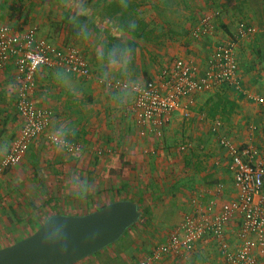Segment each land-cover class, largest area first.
I'll use <instances>...</instances> for the list:
<instances>
[{"label":"crops","instance_id":"crops-1","mask_svg":"<svg viewBox=\"0 0 264 264\" xmlns=\"http://www.w3.org/2000/svg\"><path fill=\"white\" fill-rule=\"evenodd\" d=\"M140 11L143 10H137L138 15ZM159 11L154 14L152 10H148L146 14L148 20L153 22L150 25V33L156 32L158 36L157 42L148 46L153 49V58L134 59L133 52L128 50L121 60H108L106 64L108 80H115L118 77L130 82H143L146 78L155 79L158 76L159 65L170 64L174 58L180 57L203 66L212 54L211 50L205 51L209 49L206 40L213 38V41H217L215 46L220 43L219 39L227 38L228 34L233 36L237 31L236 22L234 23L229 16L223 18L221 16L220 24L219 21L217 23L215 20L212 21L211 34L214 36L206 34L202 41H199L200 48L192 47L195 41L190 44L193 39L190 36L191 29L199 24L202 16L209 13L208 10ZM8 13L9 10L0 8V22L10 24L15 29H19L21 23L24 29L31 26L23 24V16L11 17ZM160 15H165L175 24L162 23L158 19ZM247 21L254 26L264 25V17L262 22H259L254 16H248ZM40 29L38 27L40 35L55 45L64 44L55 41L56 33L46 21L42 22V32ZM257 35L256 42L253 43V53H257L255 58L253 57L254 63L250 58L242 61V58L247 57L252 51L247 46L250 40L242 42L246 54L241 53L242 45H238V57L241 69L242 67L244 69L241 78L242 90L230 91L220 86L215 91L196 92L190 115L183 117L180 112H174L161 134L153 132L140 134L131 108L135 97L131 89L104 88L94 84L91 76L68 73L59 66L39 68L32 98L37 106L53 112L51 124L45 133H58L73 141L72 134L80 131L82 138L79 142L83 144L82 151L77 154L67 153L59 145H51L50 150H54L57 155L48 160L51 162L49 167L86 175L85 193L94 202L96 209L120 199L138 202L137 199L141 201L145 194L153 193L154 196L148 197L149 206L160 208L162 205H171V202L173 204L165 211L168 213L166 218L151 217L150 225L146 224L147 216L141 213L139 220L126 230L125 240L112 243L101 251L113 246L109 250L111 254L113 251L125 250L126 255L129 251L135 250L145 257L156 245L167 240L169 233L183 218V214L192 209L195 197L202 202L214 201V211H218L225 201L235 198L234 181L227 167L230 156L228 150L220 144V139L225 137L235 145L264 150V102L257 100L258 97L264 98V33ZM255 44L257 46H254ZM82 50L87 52L85 48ZM189 53L191 57L186 56ZM87 59L90 65V59ZM18 86L19 79L14 62L0 67V112H3V120L0 122V158L5 154L21 125L19 121L17 123L15 121L18 113L14 110ZM219 93L235 106L233 109L230 108L226 119L220 114L214 116L207 114L212 104L211 97ZM88 95L92 96V102H87L90 98ZM9 126L10 130L7 131ZM45 133L31 144L43 150L47 149ZM182 144H187L185 150H180ZM48 161L45 163L46 167ZM36 171L39 173V169ZM42 174L44 179L47 173L42 171ZM168 194L170 197L167 198ZM145 199L146 197L143 200L144 206L148 207ZM39 217L40 214H37L35 222H38ZM135 226L137 227L132 231L131 228ZM232 229L231 224L228 236H231ZM5 237L4 234H0L1 239ZM211 252L218 254L228 264L222 258L216 243L206 237L198 241L183 256L167 257L169 258L167 263L186 264L194 253L206 257Z\"/></svg>","mask_w":264,"mask_h":264},{"label":"built area","instance_id":"built-area-1","mask_svg":"<svg viewBox=\"0 0 264 264\" xmlns=\"http://www.w3.org/2000/svg\"><path fill=\"white\" fill-rule=\"evenodd\" d=\"M199 23L197 32L201 35L213 30L210 17H203ZM255 31L254 25L239 21L236 34L228 41L217 44L203 66L189 59L174 58L170 64L159 69L155 79L143 82L107 80L106 86L131 89L135 94L131 108L140 134H161L174 112H180L183 117L190 115L196 92L215 91L226 84L237 91L242 90L239 40ZM11 61L19 79L16 110L21 125L0 158V172L16 165L31 143L51 124L53 112L37 106L32 98L39 68L59 66L68 73L91 75L89 62L80 48L55 45L40 35L36 25L20 30L0 23V67ZM257 100L264 102L263 97ZM48 138L52 144L68 152L81 150L79 142L59 134L51 133ZM220 144L230 156L227 167L234 181L235 198L225 201L218 211H214V201L202 202L195 197L192 209L183 214L167 240L156 245L137 264H159L163 257L182 255L205 237L216 243L228 264H256L264 255V150L235 145L225 137H221ZM186 147L187 144H182L180 150ZM231 224L233 229L228 236Z\"/></svg>","mask_w":264,"mask_h":264},{"label":"rangeland","instance_id":"rangeland-1","mask_svg":"<svg viewBox=\"0 0 264 264\" xmlns=\"http://www.w3.org/2000/svg\"><path fill=\"white\" fill-rule=\"evenodd\" d=\"M113 1L117 0H1L0 8L2 10H9L8 15L11 17H15L16 15L19 17L23 16L24 25L36 24L38 25L39 29L41 28V32L42 22L46 21L49 27L53 28L54 32L56 33L57 39L55 41L64 43L61 47L71 45L72 43V45L77 46L81 50L82 48H85L87 52L85 53L84 50L82 51L85 55V58H89L91 62V80L96 85L104 88H110L106 86L108 80L106 76L108 67L106 64L108 63V56H106L105 53V45L109 41V38L116 37L123 40L126 43L125 52L131 50V52H133L132 54L134 59H137L138 57L140 59H146L149 57L153 58V49L149 48L148 46L157 42L158 39L156 32L154 33L155 35L148 32L147 37L145 38L135 37L119 29V21L115 20V18L110 14V6L111 2ZM136 1L138 4H141L140 6L138 5L137 10H143L139 12V15L137 13V15L139 18L143 20L145 19L144 22L147 24L146 30L148 31L151 30L150 25L153 24L152 21L148 20V16H146L148 10H152L154 14L159 13V10H208L207 12L209 13H206L202 17L200 16L201 18L199 21L203 17L208 16L213 22L214 20L216 23L219 21V24L221 22L219 17L221 16L222 18L229 16L234 21V23L236 22V24L242 20L248 22V16H254L257 20H259V22H262L261 20L264 17V0H248L246 3L237 2L232 3V5H225L226 3L223 0ZM164 17L165 15L158 16L159 21L164 24L165 22H170V24L173 23V25L175 24L167 17ZM199 24L197 23L194 28L191 29L190 36L193 39H191L190 44L195 41L192 44V47H201L199 41H202L204 35H201L197 32V27ZM263 26L264 25H256V31L254 33L240 38L239 45H242V42H244L243 40L246 41L249 39L250 44L247 46L250 50H252L248 53L247 57L245 56V58H242V61L243 59L250 58L252 59V63L255 62L253 57L255 58L257 53H253V43L256 42L255 38L258 36V33H264ZM19 29L24 30L22 23L19 24ZM212 31L209 33V35L212 33ZM228 35L229 36L227 38L222 37L223 39H219L218 42H226L234 36H231L230 34ZM211 36L213 37L214 35L211 34ZM213 40V38H208L206 40L208 44L207 46L209 48L205 49L206 52L209 50L213 52V49L216 46H214V44L217 42ZM132 41L135 43L134 47H132L130 43ZM254 46H257V44ZM241 53L246 54L243 45ZM87 54L89 56H87ZM186 56H190V53ZM166 64L169 63H165L161 66ZM243 64L244 62H242V65ZM161 66L159 65V69ZM116 79L122 78L118 77ZM146 80H148V78H146ZM91 97L92 96L88 98L89 100L87 102H92ZM14 110H16V106ZM17 115L18 116L15 121L16 123L19 121L21 124V118L19 114ZM1 120H3V112H0V122H2ZM90 128H92V126H90ZM9 130L10 126L7 128V131ZM49 134L45 133L44 135V141L47 143V149L43 150L41 148H37L35 144H31L24 157L16 165L0 172V234H4L6 236L3 239L0 238V248L11 245L16 241L29 236L35 232V230L51 214L53 215L54 213L59 212L84 214L96 209L94 202L89 198L88 194L85 193L86 175H81L79 172L75 171H59L58 168H53L52 166L49 167L51 162L48 160L54 158L57 155L54 150H50V146L53 144L48 138ZM72 136H74L72 137L74 142H79V140L82 138L80 131H78L76 134H72ZM79 143L81 144V150L76 153L68 152L65 149L64 150L70 154H77L83 149V144L81 142ZM7 144L8 142H6L5 147ZM47 161L49 163H47L48 166L46 167L45 163ZM37 169H39V173L36 171ZM42 171H46L47 173L44 179ZM156 194L158 195V193ZM145 195L146 196L141 197V201L140 199H137V203H139L140 207L142 208L140 209L143 216H147L148 218V222L146 224L150 225L151 217L159 219L166 218L168 213L165 211H167L168 207L173 206L172 202L171 205H162L160 208H155L148 205V197L150 198L155 194L153 193L152 195ZM144 197H146L145 201L147 200L148 207L144 206ZM166 197L168 198L170 195L168 194ZM37 214H40V219L38 222H35V217ZM136 227L137 226L132 227L131 230L133 231ZM126 234L127 231H125V233L116 242L125 240V238H127L125 237ZM112 248L113 246H110V249L97 252L75 264H137L143 257L135 250L129 251L126 255L124 254L125 250L113 251V254H111L109 253V250ZM184 253L174 257L179 258L183 256ZM194 255L197 254H192L190 256V260H188L186 264H226L218 254L213 252L208 254L209 256L206 257L201 254L193 257ZM199 255L201 256L199 257ZM165 258L163 257L159 264L161 262V264H168L167 262L169 261V258ZM256 264H264V255L258 259Z\"/></svg>","mask_w":264,"mask_h":264},{"label":"water","instance_id":"water-1","mask_svg":"<svg viewBox=\"0 0 264 264\" xmlns=\"http://www.w3.org/2000/svg\"><path fill=\"white\" fill-rule=\"evenodd\" d=\"M131 199L84 214H53L32 234L0 248V264H75L110 244L140 218Z\"/></svg>","mask_w":264,"mask_h":264},{"label":"trees","instance_id":"trees-1","mask_svg":"<svg viewBox=\"0 0 264 264\" xmlns=\"http://www.w3.org/2000/svg\"><path fill=\"white\" fill-rule=\"evenodd\" d=\"M225 5H232V3H246L248 0H223ZM138 3L133 0H117L111 2L110 14L115 20L119 21V29L124 32L129 33L135 37H147V33L150 32L146 30L147 24L143 19L137 17V7ZM152 34V33H151ZM132 47L135 46V43L130 42ZM126 43L120 38L110 37L109 41L105 45V53L108 56L107 60H121L122 56L125 53ZM222 88L233 90L235 88L228 84L223 85ZM211 106H209L207 114L214 116L220 114L223 119H226V114L229 112L230 108L233 109L235 106L227 98H223L221 94H215L211 97ZM140 207V205H139ZM141 208V207H140ZM142 209V208H141ZM139 209V211H141ZM141 214V212H140Z\"/></svg>","mask_w":264,"mask_h":264}]
</instances>
